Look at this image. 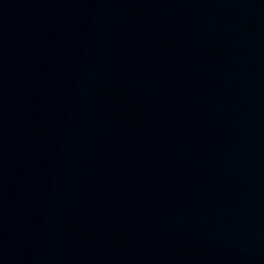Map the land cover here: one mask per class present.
<instances>
[{"label": "water", "instance_id": "95a60500", "mask_svg": "<svg viewBox=\"0 0 264 264\" xmlns=\"http://www.w3.org/2000/svg\"><path fill=\"white\" fill-rule=\"evenodd\" d=\"M0 264H264V0H0Z\"/></svg>", "mask_w": 264, "mask_h": 264}]
</instances>
